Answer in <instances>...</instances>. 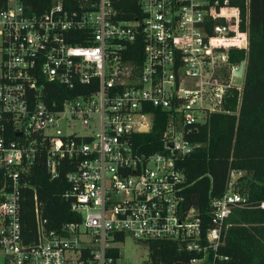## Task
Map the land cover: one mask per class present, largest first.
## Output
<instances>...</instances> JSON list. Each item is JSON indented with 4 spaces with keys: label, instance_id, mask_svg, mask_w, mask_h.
Wrapping results in <instances>:
<instances>
[{
    "label": "built area",
    "instance_id": "built-area-1",
    "mask_svg": "<svg viewBox=\"0 0 264 264\" xmlns=\"http://www.w3.org/2000/svg\"><path fill=\"white\" fill-rule=\"evenodd\" d=\"M249 5L54 0L36 11L0 0V264H136L123 260L127 237L148 252V240L173 241L191 254L186 264L227 263L229 219L252 207L236 189L244 172L229 171L202 217L183 208L177 161L233 91L241 99L245 73L235 75L231 53L249 48ZM156 124L162 146L139 151ZM43 154L52 178L64 171V197L80 215L55 229L26 179ZM29 190L32 240L22 227ZM148 255L141 264H163Z\"/></svg>",
    "mask_w": 264,
    "mask_h": 264
},
{
    "label": "trees",
    "instance_id": "trees-1",
    "mask_svg": "<svg viewBox=\"0 0 264 264\" xmlns=\"http://www.w3.org/2000/svg\"><path fill=\"white\" fill-rule=\"evenodd\" d=\"M53 1L26 3L33 10L42 11ZM249 11V48L231 53L233 63L247 59L241 99L233 91L224 104L225 111L211 114L194 135L193 139L201 145L177 161L185 177L183 208L194 209L202 217H210V200L225 192L229 171L244 172L236 189L248 197L252 207L236 209L229 219L223 248L229 255L226 264H264V209L257 206L264 201V0H250ZM163 130L164 125L156 124L153 132L140 134L138 150L159 149ZM44 159L45 154L26 179L37 190L48 227L55 229L64 222L79 220L80 215L64 197L68 187L64 171L61 169L60 175L52 178ZM26 193L22 227L28 240H32L36 235L33 192ZM147 242L152 259L158 263L186 264L191 257L173 241Z\"/></svg>",
    "mask_w": 264,
    "mask_h": 264
},
{
    "label": "rangeland",
    "instance_id": "rangeland-1",
    "mask_svg": "<svg viewBox=\"0 0 264 264\" xmlns=\"http://www.w3.org/2000/svg\"><path fill=\"white\" fill-rule=\"evenodd\" d=\"M238 82H242V80ZM121 250L123 252V260L136 264H141L149 256L148 248L137 243L132 237L126 238Z\"/></svg>",
    "mask_w": 264,
    "mask_h": 264
},
{
    "label": "water",
    "instance_id": "water-1",
    "mask_svg": "<svg viewBox=\"0 0 264 264\" xmlns=\"http://www.w3.org/2000/svg\"><path fill=\"white\" fill-rule=\"evenodd\" d=\"M247 66V61L244 59L241 61L240 68L235 72V75L243 77Z\"/></svg>",
    "mask_w": 264,
    "mask_h": 264
}]
</instances>
